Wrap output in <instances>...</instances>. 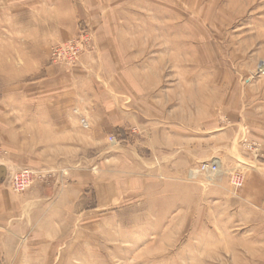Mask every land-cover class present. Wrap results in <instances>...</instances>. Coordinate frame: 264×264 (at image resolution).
I'll list each match as a JSON object with an SVG mask.
<instances>
[{"label": "rangeland", "instance_id": "1", "mask_svg": "<svg viewBox=\"0 0 264 264\" xmlns=\"http://www.w3.org/2000/svg\"><path fill=\"white\" fill-rule=\"evenodd\" d=\"M26 4L0 0V185L19 205L0 264H264V0H84L44 63L10 64L34 50L12 17ZM18 89L66 92L74 155L13 143Z\"/></svg>", "mask_w": 264, "mask_h": 264}, {"label": "crops", "instance_id": "2", "mask_svg": "<svg viewBox=\"0 0 264 264\" xmlns=\"http://www.w3.org/2000/svg\"><path fill=\"white\" fill-rule=\"evenodd\" d=\"M28 5H20L12 15L19 33H24L27 40L26 48H32L30 57L11 56L10 64H20L30 59L37 65L44 63L38 49L49 43L66 39L76 32L78 19H90L91 12L84 8V0H17ZM18 3V2H17ZM12 22V23H13ZM14 37V36H13ZM22 38L23 37H16ZM10 46V47H9ZM9 49L13 46L10 44ZM31 51V50H30ZM3 54L0 55V59ZM22 58L25 60L23 61ZM51 71V67H48ZM64 90H11V96L16 98L12 104V112L20 118L19 129L12 131L15 145H40L42 152H48L51 160H60L63 153H76L77 147L83 144V132L79 125L78 115L73 104H68ZM42 99H39V98ZM16 101V102H15ZM111 126L115 127L112 122ZM13 129V128H12ZM47 188L35 190L40 200ZM39 202L35 201V204ZM18 195L4 185H0V227L5 228L3 239L12 241L18 234ZM9 225V228H8ZM8 235V236H7ZM7 236V237H6ZM13 254V253H12Z\"/></svg>", "mask_w": 264, "mask_h": 264}, {"label": "built area", "instance_id": "3", "mask_svg": "<svg viewBox=\"0 0 264 264\" xmlns=\"http://www.w3.org/2000/svg\"><path fill=\"white\" fill-rule=\"evenodd\" d=\"M76 44H74V41L72 42H68L67 44H64L66 51L67 52H73V47ZM53 56L54 58L58 59V60H62L66 57H64V54L60 52V50L58 51L55 50L53 52ZM218 162L217 161H210V162H201L198 164L197 170L204 172L206 174H215L218 170ZM31 181V172L27 171V170H21L18 174L15 175L14 180H13V188L15 190H20L23 188L28 187L29 183ZM242 182L241 179V175L239 173H233L231 175V183L232 185L237 188L240 186Z\"/></svg>", "mask_w": 264, "mask_h": 264}, {"label": "bare ground", "instance_id": "4", "mask_svg": "<svg viewBox=\"0 0 264 264\" xmlns=\"http://www.w3.org/2000/svg\"><path fill=\"white\" fill-rule=\"evenodd\" d=\"M155 27V26H154Z\"/></svg>", "mask_w": 264, "mask_h": 264}]
</instances>
